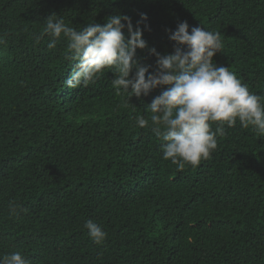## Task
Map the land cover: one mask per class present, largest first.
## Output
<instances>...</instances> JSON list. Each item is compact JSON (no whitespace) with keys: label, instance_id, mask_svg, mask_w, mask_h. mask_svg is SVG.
<instances>
[{"label":"trees","instance_id":"obj_1","mask_svg":"<svg viewBox=\"0 0 264 264\" xmlns=\"http://www.w3.org/2000/svg\"><path fill=\"white\" fill-rule=\"evenodd\" d=\"M53 13L77 29L116 13L140 21L148 47L137 58L150 71L151 48L178 46L169 30L179 22L218 31L214 62L264 97V0H0V254L31 264H264V136L225 124L210 157L179 170L134 119L168 86L128 99L105 69L67 87L66 39L55 49L34 39ZM89 219L107 232L102 244L88 237Z\"/></svg>","mask_w":264,"mask_h":264},{"label":"clouds","instance_id":"obj_2","mask_svg":"<svg viewBox=\"0 0 264 264\" xmlns=\"http://www.w3.org/2000/svg\"><path fill=\"white\" fill-rule=\"evenodd\" d=\"M141 17L147 20V14ZM43 23L34 37L37 43L47 36V47L55 49L61 39L67 41L65 59L71 62L64 81L67 87H87L105 69L114 73L112 85L117 94L127 92L128 99L148 96L153 89L168 86L147 106L148 117L137 115L134 119L139 128L151 129L162 142L163 158L170 159L179 170L186 164L196 167L207 160L217 147V136L225 134V124L233 127L239 121L243 128L251 126L264 136V97L251 92L229 66L214 62L213 57L224 46L220 32L190 26L186 20L179 22L174 31L169 30V38L178 46L167 55L151 48L157 60L150 71L152 65L145 66L137 58V49L148 47L144 29L140 21L134 26L126 14H112L104 24L89 22L80 29L69 26L56 13ZM214 122L219 123L213 130ZM18 208L17 202L9 201L10 214H16ZM84 227L94 243L106 240L107 232L97 222L89 219ZM0 264L31 262L16 251L0 254Z\"/></svg>","mask_w":264,"mask_h":264}]
</instances>
